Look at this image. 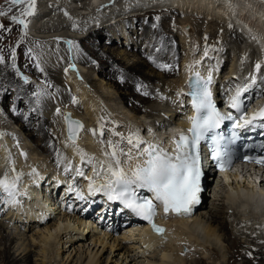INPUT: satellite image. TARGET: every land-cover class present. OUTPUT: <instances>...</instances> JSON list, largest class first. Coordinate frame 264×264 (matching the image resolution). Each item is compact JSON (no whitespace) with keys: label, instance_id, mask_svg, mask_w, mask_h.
I'll list each match as a JSON object with an SVG mask.
<instances>
[{"label":"bare ground","instance_id":"6f19581e","mask_svg":"<svg viewBox=\"0 0 264 264\" xmlns=\"http://www.w3.org/2000/svg\"><path fill=\"white\" fill-rule=\"evenodd\" d=\"M51 1H54V0H51ZM51 1L50 3H52ZM75 1L82 2V0H73V1L69 0V4H67V6L75 9L77 11L78 17L87 16L90 13L89 11H93L95 13L96 9H99V13H96V15H99L98 21L102 23H99L96 26L97 28L95 29V31L99 30L100 35L103 34L101 32V29L102 30L105 29L109 31L113 41L115 39L121 41L120 39L121 37L119 36V32L116 30L117 27L115 26V23L117 22L121 23L119 24L118 27L120 28V32H121L120 34L123 35V38L126 41V42L121 41V44H126V46L127 45L131 46V48L137 46L136 45L137 41H135L134 38L132 39L127 33V30H129L130 27H126L127 26L126 22L134 23L136 22V18L138 19L142 17V15L147 12H150V11L169 12L166 15L163 14L160 16L161 17L160 23L162 25L163 24L166 25V21L168 20L170 21V24H171L168 30H171V28L176 29V30H171L172 33L170 35H167V37L170 36L171 38L170 41L173 44V45L171 44L169 48L164 49L163 47H161V48H157L154 50V48L150 49V47H146L147 46L146 45V46H142L143 48L140 49L141 51L148 50V52H153V50L154 52H157L159 49L162 51L157 52V53L161 54L162 56L165 55V51H167L166 49H169V52L164 56L167 62L168 60L171 62L170 67L167 70L166 76L168 79L174 78L175 80L174 79L173 81L170 80L171 82H173L172 83L173 85H171L169 81H164L160 87V89H163L164 93H167L168 97H173L169 99V101L165 104L166 106V109L164 110L165 113L161 114L162 113L161 111L160 113L158 109H155L152 106L145 107V105L150 104L152 103L153 100H155V95H157L156 93L158 92V89L157 87L156 88L149 87L148 83H145V82L143 83L142 81L143 79L145 80V78L142 77L141 74H138L140 76L138 77L134 76V80H135L134 83L136 87V91H135L136 98L135 97L132 98V100H134L133 102L127 101V105L131 108V110L134 111V115L133 116L130 115L132 117L131 120H126V119L124 120L127 124L124 121L121 122L120 120L127 117L126 115L129 113V111L126 112V115L125 114L122 116L115 115V117L118 120L115 123V127H117L118 130H116V128H113V130L111 129V135L113 131L119 132V129L121 126L123 125L126 126L129 124V129L131 127V130H132L133 126L137 129L136 130L134 128V131H131V132L138 133L139 136L142 137L144 141H147L154 145H159L162 143L160 147L167 148L168 146H170L171 135H174L177 132V130L181 131L183 127L187 126L189 122H191V117H193V114H194L193 108L192 106H189L187 102V94H188L187 92L189 90L187 86H188V81L190 77L194 73L198 72L200 73L201 76L207 77V78L211 76L212 84H213L212 87L214 89L215 95L217 96L219 101L223 102L224 100L226 107H229V98L231 95L234 94L235 92L234 89L238 87H243L245 83H249V76L247 77L246 74H245L246 76L243 75L244 74V72L242 71L243 67L241 68L240 66L242 63L238 65L240 62H244V64H247V59L245 60L244 56H241L244 54H242L240 45L245 42L246 46L249 45L251 49L250 51H252V53L256 52L261 57H264V3L261 0H88L90 4L89 6L87 5L88 7H85V8L77 7L76 6L77 4L75 5L76 3ZM42 2L41 4H43ZM45 2H49V0H46ZM55 5L56 4H50L49 6L40 5V8L51 7V10L53 13L56 10L62 9L61 6H55ZM39 10L41 11V9ZM81 10H83V12ZM87 11L89 13H87ZM42 13L43 15L38 17L37 18L38 20H41V19L43 20L44 18L48 16L43 11ZM167 15H169L168 18L166 17ZM114 19L116 20L115 22L112 21ZM107 20L112 21L114 24L109 23V21ZM197 21H200V23L198 22L199 23L198 24ZM201 25H204V27L202 28ZM214 25L218 27L219 30H223V33H221L220 36L227 38L226 43L224 40H223L224 42L223 44L220 42L221 48L218 50H214V46L212 47L211 42L208 39L210 38V35L215 30ZM111 26H114V27H111ZM201 28L205 29V31L204 32L201 31ZM86 32L87 31H85V33ZM91 33H89L88 35H86L87 34L86 33L84 34L83 37H79V38H82L80 40L90 37ZM114 33H117L118 35ZM218 33L220 34L219 31ZM113 35H117V36H113ZM172 35L176 37L174 41H173L174 36ZM94 38H96V35L91 36V39L93 41L95 40ZM98 38L101 39L100 36ZM230 38H231V41L229 40ZM78 40H79L78 37L69 35V36H59L57 38L55 37V39H51L50 37V39L45 40V41L42 40V41L45 43V46L51 42L52 43L60 42L65 46V50L67 52L68 50L67 47H69V45L71 46L72 43L76 45L75 42L78 43L80 41ZM206 47L208 48L207 56L204 55V50ZM137 48L139 49L140 47L138 46ZM97 52L99 54V59L105 58L106 61L111 60L113 57L119 60L118 58L121 56V55L116 54L117 55L116 57L113 54L114 51L109 50V49H106V50L99 49ZM230 54L233 55L232 57L233 62L231 65L232 68L227 73H224L221 70L218 71L219 68L222 67L224 64L227 65L226 61L228 62ZM47 55H48V52H47ZM225 55L228 56V60H227V57H225ZM85 57L87 59L85 58L84 61H88L89 56L87 55ZM150 57H153V56L150 55ZM72 58H74L73 60L75 61L72 63V66H71L72 72L62 77L63 80H60L59 77H56V80L58 83L55 80L54 81L58 85L55 86L56 84L53 83V86L58 88V90L60 91L58 93L60 95H62V93L64 92L63 89H66L67 92H64V95L66 97L65 101L69 100L68 98L72 97L74 98L75 101H77L76 103L78 104V107H75V103L72 104L70 101L69 102L67 101L68 102L67 104L66 103L61 104L60 102H62V100L60 99L58 100L57 98H50V97L46 99L45 97L50 95V93L46 91L45 93L47 94L48 92V94L46 95L45 93H43L42 95L45 94L44 97L42 99L41 97H39V100H37L38 105L35 111L37 114H39V117H40L38 119V122H37L38 124L36 127L39 133L42 134L41 135L42 139L40 142L41 150L54 152V157L57 156L59 151L61 152V154H63L62 151L64 150L66 152V155H64L65 160L63 161L64 162L63 164L66 166V164L69 162L68 161L69 158L71 157V159L74 162V165L76 166L75 168H77L81 166L82 163H81L80 157L76 153V146H78L79 149L87 153L89 156H94L95 158H97V160L105 159V157L103 156L102 145L101 144L96 145V141H99L97 140V138H99V130L97 132L98 133L97 135H93L91 131L93 130L92 125L94 124L99 128V113H101L100 111L102 110V109L100 110V108L102 107L103 101L101 100H103V98H100L99 94L95 96V94L91 93L92 91L90 90V88H87L88 85L91 83L87 80L89 79L87 74L86 75L84 74L85 71L83 67L81 66V64L83 65V62L77 61L76 60L77 57H74V55ZM68 61H69V64L72 62V61L70 62V58L68 59ZM196 61H199V63H196ZM77 62L80 64L76 65ZM64 63L63 64L60 63V67L62 69L64 67ZM176 64L180 66V68L178 67L179 69L175 68ZM190 65H191V70H189ZM56 67L58 68V66ZM53 73L54 74L57 73V70L56 71L53 70ZM72 74H75V75L77 74L79 79H81L80 81L84 82V85H82V83H80L79 81H74ZM50 77L53 78V75L51 74ZM58 80H60V82L64 81L65 84H67L66 82H68L70 85L67 84V86H69L70 88L65 87L66 85L64 87L63 85L62 87H60L61 84H59ZM2 81L4 84H7L9 82V79L5 75H3ZM141 82H142V85H141ZM28 85H26L25 87L18 86V85L15 86L19 92V96L20 94L22 96H25L23 95L24 92L26 93V92H30L32 90L38 89L37 87L31 88L32 86L30 87ZM97 86L99 89H101L102 93L105 94V97L104 96L103 97L104 98L108 97V99L111 102L113 100V97H112L113 92L110 91V87L107 88L106 87L107 85L106 86L97 85ZM164 93H163V96L165 95ZM36 97L37 95L35 94L34 98ZM61 99H62V96H61ZM55 101H57L59 109L62 112V118H61L60 125L62 127L63 138L66 143V146L64 149L63 148L61 149L59 144H57L54 141V138L50 136L49 127L54 124V119H50L49 117H46L44 115L46 111L52 110L54 108L53 105L55 104ZM171 101H177L176 104H178L177 106L178 108H174ZM50 105L51 107H49ZM179 109H181L182 112L178 113ZM113 112L115 113L117 111H113ZM69 113L71 114V117L73 119L79 120L83 123V130L78 135L76 146H73L71 144V142L68 140V135L66 133V122L64 120V115L69 114ZM143 113L147 115V118H152V117L157 116L158 118H161V119L153 118L154 119L153 124L151 126H148L145 124L148 122H143V120H141L144 116ZM174 113H176V115H173ZM117 114H121V113H117ZM13 115L15 117L19 116L17 112H15V114L13 113ZM133 120L136 125L133 124L131 126L130 124H132ZM112 125L114 124L112 123ZM171 125L172 127H169ZM157 126H159L158 127L159 129H157L158 131L155 128L153 129V127L157 128ZM162 127L166 129L162 131L161 129ZM168 127H169V130L167 129ZM126 129L128 130V128ZM142 130H144L143 134L145 135L146 133L147 136L142 135ZM126 133L128 134L129 132H126ZM106 135H108V132L104 129V135H103L104 138ZM100 139H101V136H100ZM2 147H1V152H0L1 163H3L5 159L7 160L8 158L7 154L9 153V151L5 150V148H2ZM137 162H143V161L134 160L131 162V164L134 166V164ZM46 169L44 170L43 174H41V172L39 173L40 177L38 176L39 177L38 182L37 183L35 182L37 186L33 188L32 187L27 188V190L31 189V194L27 192V194H29L28 195L29 198H31L32 194H34L36 191H38L37 196L39 195L40 190L38 188V185L41 183V181H43L45 177L46 179L44 180V182L51 180L50 178L51 176H47L48 172ZM91 173H92V168L90 170L89 175ZM65 175L67 174H64V172L63 173L56 172V176L58 177H57V180L54 182L60 183L61 182L60 180L63 179L62 177H64ZM1 176H4V175H1ZM65 179L67 178L64 177V180L60 183V185H62V189L63 187L65 188V193L63 194L62 200L65 198L66 195L70 193L68 190L69 185L68 184L64 185V182L68 183ZM230 179L231 178L229 176L226 177L227 181H229ZM235 179L237 178L235 177ZM68 181H71V180L68 179ZM102 182L103 181H97V183H102ZM74 187H78V188L80 187L81 190L86 193L85 196L87 200L93 201V200L98 199V196L105 194L103 191H101V192H97L95 195L90 196L87 191L88 187L84 188L82 187V185L77 186V184ZM47 189H49V187H47ZM47 191L48 190L46 189L42 190L43 193L44 192L46 193ZM218 194H217V190L215 189V194H214L215 200H213L212 207L208 208L206 206V208H204L205 207V202H204V204H202L201 208L197 211V213L190 219H185L182 216L174 217V218L164 217L163 222H165L164 224L167 227V231L163 235L153 234L147 227L146 228L138 227V228L129 229V230L123 229L125 230L123 234L124 236L123 238L122 236H121V239H120V236L119 238H116L113 236L112 238H110L111 239L110 242H107L109 238L106 239V236L107 235L109 236L111 234L109 233V230L106 226L107 232H106V229L102 228L104 230L103 237H101L102 235L101 236L97 235L98 237L95 240H93V243L95 244L99 243V245H101L103 249L107 246V244L109 245L110 243L111 253H112L113 249L115 248L118 249L120 246H122L121 243H125V242L128 243L130 242L129 239L133 237L135 238L138 237L136 240L137 242H135V245L137 244V246L135 245L134 247L130 246L131 251L133 247V251L135 252H137L136 250L138 249H143V251H141L142 252L141 254L140 252L135 253L134 255L136 257V259H134L135 261L141 257V258H145L143 261L144 264H185L187 260L185 256H182V253H181L185 243H187L190 246V244H192V239L194 238L195 242L197 241L198 244L201 243L204 248H209L210 246L218 247V244L220 245V242H221V235H224V239H226L225 237L226 235L230 243V248L227 251L228 264H264V230H263L264 229V199L262 203L260 201L264 197V180L259 184V186L257 182H254V180H250L248 181V183H244L243 185L241 184L236 185V187L231 192H228L227 194L228 196L226 197V199L222 200L223 202L222 206L224 208V211L222 212L218 210V205H217ZM256 194H258L259 196ZM34 197L33 198L35 200L34 202L35 205L34 206L32 205V207L29 206V208H24L19 203L13 204V206L16 207L15 209H17V213L15 214L14 220H16L18 223H22L25 220L26 222H28L31 219V217L33 219L39 218L38 220L41 221L40 224L44 225L43 229L45 232H43V234L45 235H46V232L50 233V231H52L53 229H56L57 227H58L57 229H61V224L63 221H65L64 220L65 218L63 220L62 218H59V220L54 224L49 223L48 221L50 217H47V214L48 213L50 214L52 212H54L55 214V209H56V204L52 202V193L48 194L47 196L48 199L45 200L44 202H42L39 199L40 195L38 196V198L35 195ZM33 198L31 200H33ZM30 202L31 201H29L27 198L28 205ZM36 204H38V207L41 208L39 215H37L35 211L32 210L34 208H37ZM97 209L98 207H96V209L94 210L97 211ZM262 209L263 211H261ZM110 212L111 210L108 211V213ZM33 213L36 217H33L34 216L32 215ZM96 213L99 214V211H97ZM101 216L104 217V223L106 224L109 220V217H106L104 214H102ZM232 216L234 218L238 217L235 220V223H233L234 221L233 222L231 221L230 223L228 222V218ZM23 217L25 218L24 221L21 220ZM86 218H89V217H86ZM66 220H68V218ZM76 223L78 224L79 229L87 228L89 230L90 225H91L90 222H87V220L80 219V218ZM110 224H113V222H110ZM66 229H67V232L70 230L69 234H64V235L62 234V238L60 237L59 241L64 240V239L75 238L72 232L76 230V227H73L70 224L67 226ZM235 229L239 230L238 231L239 235L238 234L237 235L243 237L244 239L247 238L245 241L250 242V244H247L246 242H242L236 235ZM56 233H59V232H56ZM76 237L79 240L84 239L83 235L81 237L79 235ZM47 239H50V238H47ZM32 241L35 242V239L33 238ZM43 242H45V239L39 240L37 243L38 247H42L41 244ZM45 244H48V243H45ZM110 246L108 247L110 248ZM246 246L249 247V248H246L249 252L244 251V247ZM45 248H43L42 251L45 252L46 251ZM10 250H11V247L7 248L6 246L4 251L0 254V259L2 261L1 264H21L22 262L26 264H31V260H30L31 254L30 253L24 255L23 258H21L20 260L18 259V257L27 250V246L24 248L22 253L17 258L11 255ZM133 251L132 253H134ZM126 252L124 251V253H121V255L125 254L126 256L127 255ZM83 254L84 253H80L77 261H75L76 264H78L79 261L82 260ZM98 254H99L98 252H95L93 254V250L92 251L89 250L82 264H101V260L99 259ZM139 255L141 256L139 257ZM125 258L127 259V257ZM69 259H70V255L67 257L66 261H68ZM126 259H125V262H126ZM134 260L128 263L133 264ZM108 261H109V256L107 259V263ZM71 262H73V260ZM118 262L115 264H119ZM123 262L121 264L127 263V262L126 263L125 262L123 263ZM42 264H45V261H43ZM201 264H206V263H201Z\"/></svg>","mask_w":264,"mask_h":264},{"label":"rangeland","instance_id":"374dc122","mask_svg":"<svg viewBox=\"0 0 264 264\" xmlns=\"http://www.w3.org/2000/svg\"><path fill=\"white\" fill-rule=\"evenodd\" d=\"M45 1L44 0H37L35 14L31 17H25V19L29 22L28 28H27V35L24 34V30H23L22 25L15 24L10 20V16L13 14L18 15L19 14V8L23 7V6H15V7H13L12 12L9 13V16L0 17V23H3L5 25V28L11 29L10 32L0 30V36H2V39H0V54H3L4 58H5V63L0 64V133H4L3 136H0V145H1L0 146V152H1L2 146H3L2 148H5V150L9 151V153L7 154L8 158H7V160L5 159V161L3 163H1V157H0V172H1L0 178H3V176H1V175H4L5 172L8 173L10 178L15 176L16 173L12 172V168H16L18 171H21L22 173L25 172L23 174L21 180L18 182V185H17L18 191H17L16 197H15V200L17 202H11L10 203L9 202L10 198L7 197L8 203L5 206H3V203H6V202H1L2 196H0V203H1L0 204V254L4 251L5 247L7 246V248L11 247V250H10L11 255H13V257L17 258L22 253L24 248L27 246V250L22 255H20L18 257L19 260L21 258H23L24 255L30 253L31 254V259H30L31 264H42L43 261H45V264H70V263L76 264L75 261H77L80 253H84L82 260L79 261V263H78V264H82L84 262L86 254H88L89 250L90 251L93 250V254L95 252L99 253L98 255H99V259L101 260V264H115L118 261H119L118 263L121 264L123 261L125 262V259H126L125 257H127L126 262L130 263L132 260L136 259V257L134 256L135 253L140 252V254H141L142 253L141 251H143V249H138V250H136L137 252L133 251V247L135 245V242H137L136 240L138 237L137 238L133 237V238L129 239L130 242H128V243L127 242L121 243L122 246H120L119 248L117 247L118 249H116V248L113 249V251L111 253L110 243H109V245L107 244V246L104 249H103V247H101V245H99V243H97L98 245L93 243V240H95L98 236L102 235L101 237H103V233H104L103 232L104 230L102 229L103 227L96 223L94 225L95 227H93V225H91L89 230L87 228L86 229H84V228L79 229L78 224L76 223L79 220L78 213L71 212L69 210L63 211L60 214H57L54 216L51 213L50 214L46 213L47 217H50L48 220L49 223L54 224L59 220V218H62V220L65 218L64 220L66 222L65 221L62 222L61 229H57L58 228L57 227L56 229H53L52 231H50V233L46 232V235H45V234H43V232H45L43 229L44 225L40 224L41 221L38 220L39 218L33 219L31 217V219L28 222H26L25 218L23 217L21 220L22 221L25 220V221L22 223H18L16 220H14L15 214L17 213V209H15L16 207L13 206V204L19 203L24 208H29V206L32 207V205L33 206L35 205L34 204V202H35L34 195L37 198L40 195L39 199L42 202H44L45 200L48 199V197H47L48 194H46L45 192L43 193L42 190H44V189L50 190V189H47V187H49L48 185H49L50 181H46V183L41 181V183L42 182L43 183L42 184L40 183L38 185V188L40 190L38 196H37L38 191H36L34 194H32L31 198H29L28 197L29 194H27V192H29L31 194V189L27 190V188L28 187L33 188V187L37 186L36 183L38 182V179L40 177L39 173L41 172V174H43L44 170L46 168H47L46 170L48 172L47 176H51L50 178H52L54 180H57V177H58V176H56V172H59V173L64 172V174H67L64 177L67 178L65 180L68 183L69 182H71V183L76 182L77 186H78V184H80L84 188L88 187L87 184L89 183V181L87 179H85L81 176H76L75 173L72 171L70 173L69 172L65 173V171H64L65 165L63 164L64 163L63 161L65 160L64 155H66V152L64 150L62 151L63 154H61V152L59 151V153L57 154L56 157H54V152L41 150V148H40L41 143L40 142L42 139L41 138L42 134L39 133V131L36 127L38 124L37 123L38 119L40 118L39 114H37L35 111V109L37 108V105H38L37 100H39V97H41V99H42L44 97V95L46 94L45 93L46 91H48L50 93L49 96L45 97L46 99L48 97L57 98L58 100L59 99L62 100V102H60L61 104L62 103L67 104L69 101L72 104H74L73 103L74 98H72V97H71L72 99L68 98L69 99V100H67L68 102L65 101L66 97L64 95V92H67L66 89H63L64 92L61 91L63 93H62V95H60L58 93V92H60L58 90V88L53 86V83L56 84L55 86L58 85L56 77H59L60 80H63L62 77H64L65 75H68L69 73L72 72L71 66H72V63L75 62L73 60L74 58H72L73 55H74V57H77L76 58L77 61L83 62V65L81 64V66L83 67V69L86 73L84 71L83 72L85 75L87 74V76L89 77V79H87V80L91 83V84H89L90 86L88 85L87 88H90V90L92 91L91 93L95 94V96H97L99 94L100 98H103V100H101V101H103L102 102L103 108L102 107L100 108V110L101 109L102 110L100 111L101 113H99V124L101 122V118H103L104 129L108 132L109 136L106 135L107 137L105 136V138H104V136H102L100 139V135H99V138H97V140L100 141L103 139L105 141V145L102 146L104 148V147H106L108 140H112L114 142V141L119 139L118 137L111 135V129L113 130V128H116V130H118L117 127H115V123L118 121L117 118L115 117V115H119V116L120 115L122 116L124 114L126 115V112L129 111V113L126 115L127 117H125L124 119H121V120L119 119L121 122L124 121L125 119L131 120L132 117L130 115H132V116L134 115V111L131 110V108L127 105V101L133 102L134 100H132V98L136 96L135 95L136 87H135V83H134V81H135L134 76L138 77V76H140L138 74H141L142 77L145 78V80L143 79V81H142L143 83L144 82L148 83L149 87H152V88L157 87V89H158V92L156 93L157 95H155V100H153L152 103L145 105V107H151L152 106L153 108L158 109L159 112L161 111L162 112V113L160 112L161 114L165 113V111H164L166 109L165 104L169 101V99L173 98V97H168L167 93H164L163 89H160L161 84L164 81H169V83L171 85H173L172 84L173 82H171V81H173L174 78L168 79L166 76L167 70L169 69L171 62L168 60V62H169L168 63L164 56L169 52V49H166L167 51H165L164 56L157 53V52H160L162 50L158 49L157 52H154V50L157 48H161V47H163L164 49L169 48L172 43L170 41L171 40L170 36L167 37V35H170L172 33L171 30H176V29L171 28V30H168V28H170V25H171L170 21H168V20L166 21V25L165 24L162 25L160 23V21H161L160 16L163 14L166 15L169 12H166V11H164V12L163 11H161V12H157V11L147 12V13L143 14L142 17H140L138 19L136 18V22H134V23L133 22L132 23L126 22V24H127L126 27H130L129 30H127V33L129 34V36L132 39L134 38L135 41H137V44H136L137 46L131 48V46H128V45L126 46V44H121V41L126 42L125 39L123 38V35L120 34L121 33L120 28L118 27L119 24H121V23H118V22L115 23V26L117 27L116 30L119 32V36L121 37L120 38L121 41L116 40V39L113 41L108 30H105V29L102 30L101 29V32L103 33L101 35L99 34V30L95 31V29L97 28L96 26L99 23H102V22L98 21L99 15H96V13H99V9H96L95 13L93 11H89L90 13L87 11V13H89L87 16H79L78 17L77 11L75 9L67 6V4H69V0H54V1L49 0V2H45ZM50 1L52 3H50ZM87 1L88 0H82V2L75 1L76 2L75 5L77 4L76 5L77 7L85 8V7H88L90 4V2L89 1L87 2ZM41 2L43 4H41ZM59 2H60V4H59ZM65 3H66V5H65ZM79 3H80V5H79ZM50 4H56L55 6H61L62 9L56 10L54 12L55 13L54 14L51 10V7H47V8L42 7L43 9L40 8V5H45V6L48 5L49 6ZM10 6L11 5H10L9 0H0V8H2L3 10H7ZM39 9H41V11ZM42 11L45 14H47L48 16L46 18H44L43 20L42 19L38 20L37 18L43 15ZM81 11L83 12V10H81ZM58 15H59V17H58ZM89 15H91L92 17ZM82 17L85 19H83ZM157 17L159 19H157ZM166 17L168 18L169 15H167ZM107 21H109V23H113L116 20L115 19L112 20L113 22L110 20H107ZM198 22L200 23V21H197V23ZM33 23H34V25H33ZM53 23H54V25H53ZM89 23H90V25H89ZM60 27H62V28H60ZM111 27H114V26H111ZM201 27L203 28L204 25H201ZM67 28H69V29H67ZM202 28H201V31L204 32L205 29H202ZM214 28H215V30L213 31L214 35L212 33L210 35V38H208V39L210 40L212 47L214 46V50H218L221 48L220 42L223 44L224 43L223 40H224L226 43L227 38L220 36L221 33H223V30H219L218 27H216L215 25H214ZM217 30L220 32V34L218 33ZM85 31H87L86 32L87 34L85 33ZM89 33H91V36L96 35V38H94L95 39L94 41L91 39V36L86 38V39L80 40L82 38H79V37H83L84 34L88 35ZM114 34H117V33H114ZM69 35L78 37V39L80 41L78 40L79 41L78 43L75 42L76 45L74 43H72L71 46L69 45V47H67L68 48L67 52L65 50V46L60 42H57V43L51 42V43L47 44L48 46L47 45L45 46V43L43 42L45 40L50 39V37H51V39H55V37L57 38L59 36H69ZM117 35H113V36H117ZM99 36L101 37V39L98 38ZM172 36H174V35H172ZM60 38H62V37H60ZM175 38L176 37L174 36L173 41L175 40ZM229 40L231 41V38ZM73 41H75V40H73ZM95 44H96V46H95ZM97 45H98V47H97ZM138 46L140 47L139 49L137 48ZM142 46L150 47V49L154 48V50H153V52H148V50L147 51L146 50L141 51L140 49L143 48ZM47 47H48V49H47ZM240 47H241L242 54H244L241 56H244L245 60L247 59V64H244V62H240L238 64V65H240L242 63L240 66H241V68L243 67L242 68V71L244 72L243 75L244 76L247 75V77L250 75L249 80H250L251 76L252 77L256 76V78H257L256 82H261V80L264 79V57H261L256 52L252 53V51H250L251 49H250L249 45L246 46L245 42L243 44H241ZM49 48H51L52 51ZM13 49H15V55H16L15 68H13L12 60H11V52ZM29 49L32 50L31 53L28 52ZM99 49L100 50L109 49V50L114 51L113 54L116 57H117L116 54L121 55V56L118 58L119 60L115 59L114 57L109 61H106L105 58L99 59V54L97 52ZM61 50H62V52H61ZM123 51H125V52H123ZM47 52H48V55H47ZM146 52H148V53H146ZM225 52H226V50H225ZM119 53H121V54H119ZM126 53H127V55H126ZM87 55L89 56V60L84 61V59L86 58L85 56H87ZM150 55H152L153 57H150ZM241 56H239V57H241ZM225 57H227V60H228V56L225 55ZM232 57H233V55L230 54V56H229L230 61L229 60H228V62L226 61L227 65L224 64L222 67L219 68L218 71L221 70L224 73L229 72V70L232 68L231 67L232 62H233ZM69 58H70V62L72 61L70 64L68 61ZM236 58H238V57H236ZM82 59H83V61H82ZM64 61H65V63H64ZM62 62L64 63L63 69L60 67V63L63 64ZM77 63H76V65L80 64V63H78V64ZM257 63L261 64L260 72L255 71V64H257ZM108 64H110V65H108ZM164 65H167L168 67L165 68V67H163ZM56 66H58V68ZM178 67L180 68V66H178V64H176L175 68L177 69ZM17 69L19 70L18 72H17ZM41 69H43V71H41ZM53 70L54 71L57 70L58 74L57 73L54 74ZM51 74L53 75V78L50 77ZM3 75H5L9 79V82L7 84H4L2 81ZM72 75H73L74 81H79L80 83H82V85H84V82L80 81L81 79H79L77 74L76 75L72 74ZM22 76H26L28 78L27 82H25V80L22 78ZM54 80L57 83H55ZM60 80H58L59 84H61L60 87H62V85H63V87L66 85L65 87L70 88L69 86H67V84H69L68 82H66L67 84H65L64 81L60 82ZM142 82H141V85H142ZM15 84L18 86H22V87H25L26 85L30 84L28 86H30V87L32 86L31 88L37 87L38 89L32 90L30 92H26V93L24 92L23 95H25V96H22L21 94L19 96V92H18L17 88L15 87L16 86ZM97 85H100V86L101 85H105V86L107 85L106 86L107 88L110 87V91L113 92L112 93L113 100L111 102L108 99V97L104 98L105 94L102 93L101 89H99ZM52 86H53V88H52ZM91 86H93L94 88ZM256 88L260 92V89L264 88V84H261V85L256 84ZM48 92H47V94H48ZM96 92H97V94H96ZM161 92H162V94H161ZM38 93H39V95H37ZM43 93H45V94L42 95ZM163 93L165 94L164 96H163ZM35 94L37 95V97H36L37 99L34 98ZM55 94H56V96H55ZM61 96H62V99H61ZM167 97H168V99H167ZM171 102H172L174 108H178L177 107L178 104H176L177 101H171ZM76 104L77 103H75V107H78V104L77 105ZM179 105H180V103H179ZM53 106H54V108L52 110L46 111L44 113V115L46 117H49L50 119H54V124L49 127V133H50V136L54 138V141L57 144H59L61 149L62 148L64 149L66 146V143L64 141L62 127L60 125L61 118H62V112L59 109L57 101H55V104ZM49 107H51V105ZM180 107H181V105H180ZM57 109H59L60 115H57ZM113 111H117V112L114 113ZM12 112L14 114H15V112H17L19 116L15 117ZM180 112H182L181 109H179L178 113H180ZM117 113H121V114H117ZM143 114L145 117L143 116V118L141 120H143V122H148V123H145L148 126H151L154 122V119L158 118L157 116L152 117V118H147V115H145V113H143ZM173 115H176V113H174ZM158 119H161V118H158ZM138 122H140V121H138ZM112 123L114 125H112ZM133 124H135L134 120H133L132 124H130V125L132 126ZM124 126L125 125L120 127V129H119L120 133H123V134L126 132L133 133L131 131H134V128H135L134 126L132 127V130H131V127L129 129V124L126 125L125 127ZM158 127L159 126H157V128L153 127V129L155 128L157 130V129H159ZM92 128L93 129L96 128L97 132L99 130V128L95 124L92 125ZM126 128H128V130ZM161 129L163 131L165 128L162 127ZM126 134H124V135L127 136L128 134L127 135ZM94 140H96V139H94ZM99 141H96V145L101 144ZM24 154H26V155H24ZM9 156L11 157V159H9ZM68 161L71 162V164L73 166V170H74L76 166L74 165V162L71 159V157L69 158ZM79 168L84 169L85 176L92 177L94 174L92 171V173L89 175L92 166L88 165L86 162L82 163L81 166H79ZM33 169H35L36 174H33ZM64 177H62L63 179L60 180L61 182L64 180ZM45 179H46V177L44 178V180ZM68 179L71 181H68ZM29 185H31V186H29ZM229 186L223 187L218 194L217 205H218V210L220 212L224 211V208L222 206V204H223L222 200L226 199V197L228 196L227 195L228 192H231L236 187V185H230V184H229ZM63 191L65 193V189ZM4 195L7 196L6 194H4ZM27 198L29 201H31L29 203V205L27 203ZM32 198H33V200H31ZM205 200L206 201H205V207L204 208H206V206L208 208L212 207L213 201L208 200L206 198H205ZM36 206H37V208H34L32 210H34L35 213L37 215H39L41 208L38 207V204H36ZM93 211H95V210H93ZM32 215H34V213ZM33 217H36V216L34 215ZM67 218H68V220H66ZM237 218H234L233 216L229 217L228 222L230 223L231 221L232 222L234 221L233 223H235V220ZM70 221H71V223H70ZM27 223H29V224H27ZM64 223H65V225H64ZM70 224L73 227H76V230L74 232H72L74 234L75 238L64 239V240L59 241L60 237L62 238V234L63 235L69 234L70 230L67 232L66 228ZM96 227H99V228H96ZM94 228H96V229H94ZM238 231H239L238 229H235L236 235L238 234ZM56 232H59V233H56ZM106 232H107V230H106ZM109 233L111 235L106 236V239L109 238V240L107 242H110V240H111L110 238H112L113 236L116 238H119V236H120V239H121V236H122V238L124 237L123 236L124 230L116 232V233H114V232H109ZM52 235H54V236H52ZM78 235L80 237L83 235L84 239H82V240L77 239L76 236H78ZM46 237L50 238V239H47ZM225 237H226V239H224V235H221V242H220V245L218 244V247L210 246L209 248H204L200 242H199L200 244H198L197 241L195 242L194 238L192 239V244H190V246L187 243H185L183 250L181 252L182 256H185V258L187 260L185 262V264H201V263L228 264L227 251L230 248V243H229L226 235H225ZM33 238L35 239V242L32 241ZM238 238L242 242H246L245 240L247 239V238L244 239L241 236H238ZM43 239H45V242H43L41 244L42 247H38V245H37L38 241L43 240ZM53 239H55V240H53ZM45 243H48V244H45ZM246 243L250 244V242H246ZM108 246H110V248ZM130 246H133L132 251L134 253H132ZM135 246H137V244ZM43 248H45V250H46L45 252L42 251ZM246 248H249V247H247V246L244 247V251L249 252ZM124 251L125 252L127 251L126 253H127V255L128 254L129 255L128 256L127 255L125 256V254L121 255V253H124ZM57 253H59V254H57ZM69 255H70V259L68 261H66V259ZM108 256H109V261L107 263ZM140 256L141 255H139V257ZM148 256H150V255H148ZM62 258H63V260H62ZM144 259L145 258L140 257L138 260H136V261L134 260L133 264H144L143 263ZM72 260H73V262H71ZM65 261H66V263H65ZM1 263H2V261L0 259V264ZM21 264H26V263L22 262Z\"/></svg>","mask_w":264,"mask_h":264},{"label":"snow or ice","instance_id":"6c2138e0","mask_svg":"<svg viewBox=\"0 0 264 264\" xmlns=\"http://www.w3.org/2000/svg\"><path fill=\"white\" fill-rule=\"evenodd\" d=\"M9 2L11 6L7 10L0 8V17L9 16L15 6H23L19 8L18 15L10 16V20L15 24L22 25L24 34L27 35L29 22L25 17H31L35 14L37 0H9ZM157 19L159 18L157 17ZM0 30L11 31V29L5 28L3 23H0ZM28 52L31 53L32 50L29 49ZM204 55H208L207 47L204 50ZM11 60L12 66L15 68V49L11 52ZM4 63V55L0 54V64ZM163 67L167 68L168 66L164 65ZM189 70H191V65ZM260 70L261 64H255V71L260 72ZM22 78L27 82L26 76H22ZM256 81V76L251 77V83H245L243 87L236 88L234 94L230 96L229 107L235 109L238 116L224 115L217 109L212 98V92L209 88L212 83L211 76L205 79L200 73H194L189 84L191 89L189 95L196 112V115L191 117L192 127L189 129L191 136L180 134L179 138L174 141V153L144 141L138 133H129L125 136L123 133L113 131L112 135L119 139L115 142L108 140L106 147L103 148L105 159L97 160L76 146L78 134L83 129V124L73 120L70 113L66 114L64 120L68 126V140L73 146H76V153L80 157L81 163L86 162L92 166L94 175L92 177L85 176L84 169L79 167L73 170L71 162L66 164L64 171L65 173L74 171L76 176L87 179L89 181L87 191L90 196L103 191L109 200H119L137 216L152 223L153 229L162 234L165 229L154 223V217L157 214L156 204L153 203L152 199L139 197L137 189H147L153 193L155 201L163 205L165 214L173 211L177 214H190L192 206L199 203L201 191L202 170L199 150L201 141H210L213 159L221 168L230 166L235 153L221 144L223 137L216 133L215 129L224 120L232 121L234 127L240 129H247L250 126H255L258 121H264V108L258 112H253L251 115L247 113L252 96L250 94L245 96L244 94L250 92V89L256 85ZM261 84H264V79L261 80ZM260 92L264 94V88H261ZM76 102L73 100V103ZM57 115H60L59 109H57ZM260 127L264 128V123H261ZM91 131L93 135L97 134L96 129ZM3 135L4 133H0V136ZM99 135L101 137L104 135L103 118L99 124ZM237 136L238 134L234 133L233 140ZM100 143L102 146L105 145L104 140H101ZM141 145H146V147H141ZM9 159H11L10 156ZM134 160L143 162H137L133 166L131 162ZM257 162L264 163V160ZM12 171L16 173L15 176L10 178L5 172L3 178H0V194H6L10 198L9 202H17L15 200L18 191L17 185L23 173L15 168H12ZM33 174H36L35 169H33ZM97 181L103 182L97 183ZM68 190L75 192L78 199L86 200V196L80 188L69 185Z\"/></svg>","mask_w":264,"mask_h":264},{"label":"water","instance_id":"95a60500","mask_svg":"<svg viewBox=\"0 0 264 264\" xmlns=\"http://www.w3.org/2000/svg\"><path fill=\"white\" fill-rule=\"evenodd\" d=\"M263 3H264V0H261ZM72 118V117H71ZM73 119V118H72ZM73 120H76V119H73ZM77 121H79V120H77ZM81 122V121H80ZM82 123V122H81ZM83 124V123H82ZM75 127V126H74ZM83 129H81L80 131H79V134L81 133V131H82ZM66 133H67V135H68V126H67V123H66ZM78 134V135H79Z\"/></svg>","mask_w":264,"mask_h":264}]
</instances>
